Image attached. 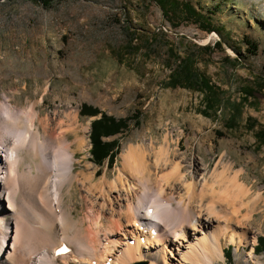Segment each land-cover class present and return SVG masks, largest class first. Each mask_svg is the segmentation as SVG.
Listing matches in <instances>:
<instances>
[{
	"label": "rangeland",
	"instance_id": "1",
	"mask_svg": "<svg viewBox=\"0 0 264 264\" xmlns=\"http://www.w3.org/2000/svg\"><path fill=\"white\" fill-rule=\"evenodd\" d=\"M167 2L168 13L156 0H54L48 8L0 1V104L4 97L20 111L34 104L40 118L51 119L52 112L76 108L75 131L65 133L75 152L72 173L79 176L89 167L94 185L118 173L130 177L121 155L130 147L148 151L149 144L157 151L166 138L185 175L192 161L205 169L200 174L207 180L216 164L231 163L249 188L248 199L258 203L248 239H221L223 260L214 264H264V253L254 252L257 238L264 237V0ZM183 3L207 14L214 31L190 21ZM245 40L257 46L254 55ZM186 59L208 83L205 92L166 87L176 60ZM89 108L126 121L122 134L105 139L117 145L113 163L92 162L90 125L101 114L82 116ZM32 162L26 156L24 166ZM61 193L75 218L82 217L86 203L79 183L64 184ZM175 218L172 211L170 220ZM168 249L166 264L185 263L179 256L185 249ZM228 249L230 257L224 255Z\"/></svg>",
	"mask_w": 264,
	"mask_h": 264
},
{
	"label": "bare ground",
	"instance_id": "2",
	"mask_svg": "<svg viewBox=\"0 0 264 264\" xmlns=\"http://www.w3.org/2000/svg\"><path fill=\"white\" fill-rule=\"evenodd\" d=\"M51 115L40 118L34 104L17 110L5 97L0 104V264H166L168 246L185 249L181 264H214L223 260L221 239L246 241L252 233L258 198L248 199L231 163L216 164L207 180L192 161L185 175L166 138L157 151L149 144L121 155L130 177L94 185L89 167L72 173L75 152L65 133L75 131L77 109ZM26 156L33 162L24 166ZM66 183L84 189L86 212L77 219L63 204ZM61 247L67 254L56 256Z\"/></svg>",
	"mask_w": 264,
	"mask_h": 264
},
{
	"label": "trees",
	"instance_id": "3",
	"mask_svg": "<svg viewBox=\"0 0 264 264\" xmlns=\"http://www.w3.org/2000/svg\"><path fill=\"white\" fill-rule=\"evenodd\" d=\"M2 1V0H0ZM11 1V0H7ZM32 3L40 4L44 8H48L54 0H26ZM158 5L161 7L162 11L168 13L170 7L172 5L167 2V0H156ZM183 13L185 16L190 17V21L197 23L200 25L202 30L206 32L214 31L215 27L210 25V17L207 14H201L197 12L192 5L188 3L182 4ZM210 15L213 14L212 12H207ZM246 44L251 48V55H254L257 51V46L253 42H249L245 40ZM191 60V59H190ZM177 65L175 69H173L169 75L168 82L166 87L168 88H176L182 87L189 90H195L196 88H204L206 83L204 80L201 79L199 75L194 72L192 69V63L189 62L188 59L185 61L176 60ZM200 79V80H199ZM207 81V80H206ZM208 84V83H207ZM203 91V90H201ZM205 92V88H204ZM207 103V102H206ZM98 114L99 119H96L91 122L90 125V150L89 153L91 155L92 162L98 166L103 165L105 161L108 163H113L115 157L118 154V149L114 150V143L111 141H106L105 139L113 136H117L122 134V130L126 128V121L125 120H115L112 117H109L103 113L98 112L96 109L89 108L88 110L82 109L81 115L87 117H95ZM230 251L224 252V255L230 257ZM254 252L256 254L264 253V237H258L256 245L254 246Z\"/></svg>",
	"mask_w": 264,
	"mask_h": 264
},
{
	"label": "snow or ice",
	"instance_id": "4",
	"mask_svg": "<svg viewBox=\"0 0 264 264\" xmlns=\"http://www.w3.org/2000/svg\"><path fill=\"white\" fill-rule=\"evenodd\" d=\"M59 251H60V252H65V251H67V249H66V248H63V247H61V248L59 249Z\"/></svg>",
	"mask_w": 264,
	"mask_h": 264
},
{
	"label": "water",
	"instance_id": "5",
	"mask_svg": "<svg viewBox=\"0 0 264 264\" xmlns=\"http://www.w3.org/2000/svg\"><path fill=\"white\" fill-rule=\"evenodd\" d=\"M135 264H145V263H143V262H138V263H135Z\"/></svg>",
	"mask_w": 264,
	"mask_h": 264
}]
</instances>
